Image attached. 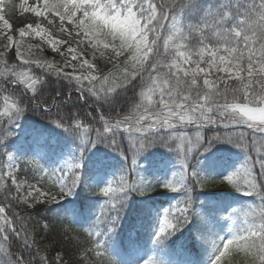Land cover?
I'll use <instances>...</instances> for the list:
<instances>
[{
    "label": "snow or ice",
    "instance_id": "snow-or-ice-1",
    "mask_svg": "<svg viewBox=\"0 0 264 264\" xmlns=\"http://www.w3.org/2000/svg\"><path fill=\"white\" fill-rule=\"evenodd\" d=\"M195 3L192 0H189L188 4L181 3L180 5L172 4L171 16L172 20V30L171 33L166 35L163 38V43L161 44V34L160 26L162 21L166 19L167 8L164 4L160 5V14L157 15V8L152 3V0H120V3H116V0H62L59 5H49L48 0H45L44 8L45 10L52 9L56 12V15L60 17L61 21L65 18L72 20L73 23H76L78 27L82 28L86 35L96 36L101 32H105L110 35L114 40H119V47L116 45H111L112 51L117 55L123 54L125 50L132 53L131 59L134 61L135 67L140 71L129 72L125 69L122 73L120 79L122 80V91H127L129 86L135 87L132 83L133 80L139 75L141 85H147L148 99H151V94L157 90L160 93L161 100L158 102L162 104L163 107L151 115L156 117V123L159 125L160 129L168 128L172 129V132L167 136H161L159 142L163 143L167 147L168 140H180L181 141V151L183 152V159L181 164L184 168H187V157L188 151H184V143L192 144V137H189L186 133L177 135V130L174 125L171 123L173 119L178 122L185 121H196V122H205V123H214L212 117L209 113L213 112V107L209 106L210 104L215 107V110L220 113L221 116L224 115V111L229 108L239 109V112L243 114L240 120L232 118L231 123H240L244 117H247V120L243 122L248 123L249 121L257 122L250 123V127H258V129L264 133V0H259V3H256V0H251V2L242 3V0H235V5L232 4V0H227L226 3L220 5L218 9L213 11L212 7L209 6L205 11L203 16H201V23L199 25H187L190 32L196 31L201 34L205 30H209L212 33V36L215 38L216 42L220 47L215 48V50L208 45H205L197 53L200 60L191 61V57L185 53L180 52L179 48L183 45L176 44L177 40H184L187 37L184 34L183 28L179 27L181 23L178 20V16L183 17L185 13H191L194 9ZM63 7L64 12L61 13L57 9ZM243 8V11H241ZM229 9H232L229 11ZM30 11L36 12L38 15H43V11H39L36 8L28 9ZM77 13H82V18L78 20H73V17ZM243 17V19H240ZM211 19V23L209 20ZM0 20L3 21L6 27H11L8 20L4 19L3 15H0ZM144 21V23H142ZM155 22V26H153ZM231 24V27L228 25ZM31 27V26H29ZM152 34L151 39H149V34ZM24 34V30H21V35ZM40 35L39 32L36 33ZM205 37L201 35V40ZM51 42V41H50ZM97 43H100L97 41ZM243 43L245 49L247 50L246 56L245 52L241 50L239 45ZM258 45V46H257ZM95 46V45H94ZM104 48H109L108 44H104ZM163 48V53L161 52ZM170 49H174V54L172 55L171 63L165 64L162 57H167L170 53ZM223 51L225 55H218L220 51ZM71 51V50H70ZM205 54L209 55L211 58L208 60L207 65L208 69H215L217 72H224L230 77L235 76L238 84L236 87L230 88L227 84L224 87L223 92H220L217 89L213 82L208 79L204 80V85L208 86V89L203 92L196 93V99L189 104H180L177 103L174 97H180L183 100L191 99L190 96H183V90L180 85L182 83V78L180 76L181 71L183 72L184 77L191 76L190 81H186L188 89H191L192 86L197 84V74L199 72H207L206 69L200 68V62L203 61ZM179 57H183V63H195L196 67L191 69H184L182 64L178 62ZM246 59V67L242 64V61ZM40 67H44L40 61H36ZM84 63H88L85 61ZM148 65V71L144 72V65ZM51 67V65H49ZM91 67V65H89ZM176 69L175 75H173L172 69ZM155 72V76H153ZM246 72V75L242 73ZM59 75V73H57ZM259 77V79H256ZM90 80H96L97 77L92 76ZM175 80V84H171L172 80ZM221 80L223 77L220 78ZM101 84L97 89L93 86L89 91L96 97L97 101L103 103H111L110 96L114 93L115 89L113 87L106 86L110 82V74L102 76L100 78ZM258 84L259 88L257 89L253 85ZM167 85L168 87H165ZM29 87H32L30 84ZM232 94V99L235 101L239 97H243L246 100V103H227L228 94ZM167 94L168 99L165 100L164 96ZM118 95V93H117ZM141 96L145 95L143 87L140 93ZM217 95L220 98L225 99L224 104H219L216 101ZM7 100V97H5ZM171 101V103H169ZM259 105L258 107H250L249 105ZM136 109L147 108L143 103L137 104ZM12 108L15 109V114H21L24 109L18 104H13ZM223 109L224 111H221ZM191 112V115L189 114ZM128 120L129 118H125ZM144 119V116H139L135 123L137 125L136 131L139 132L140 121ZM107 123V122H105ZM121 121H117L115 128H118ZM76 127H79L77 123ZM88 130L85 129V132ZM105 131L112 132L113 128L106 127ZM97 139L103 140V135L97 130ZM215 141H226L235 145L238 148H248V138L245 137L243 133H225L224 136L216 135L209 139L206 143L208 146H211L212 142ZM81 143L85 146L94 145L95 143L90 139H86L84 136H81ZM155 140L149 139L147 147H151ZM195 143L199 147H204L205 141L204 138L200 135L199 132L196 133ZM111 146L118 147L115 136L113 133V138L110 142ZM256 141H252L254 146ZM2 140H0V146H2ZM261 145L264 146V140L261 141ZM208 146L204 147V151H208ZM145 145L141 143V148H144ZM258 152L259 148L256 149ZM83 158V152L81 159ZM249 159H251L249 157ZM79 161V160H78ZM136 158L133 156L132 163L136 164ZM260 169L262 174H264V158H261L259 161ZM83 167L82 163H69L67 166V171L72 174L71 186L69 187L68 183L61 182V191L67 189V193L70 195L72 189L77 186V183L80 179L78 175V170ZM243 172L244 181L247 184L250 190L256 188L255 178L252 174V168L247 166V164H242L231 176H226L225 178L232 182L233 176H239ZM192 176H197L198 173L193 171ZM63 181V177L61 178ZM184 180V175L181 173L179 177V183H182ZM122 186L119 189V193L122 198H126L127 190L132 189V185H128L124 181V177H121ZM163 187L170 188L171 182L166 181L163 184ZM234 187L237 188V191L240 190L239 186L234 184ZM175 191V189H173ZM39 191V190H37ZM105 196H108L114 190L110 187H105L102 189ZM44 195V193H40ZM54 198V197H52ZM113 200H116V197H113ZM264 200V197H262ZM123 208V203L119 204L117 207L116 203L112 204L113 211L117 212L116 216L111 217V223H118L119 211ZM4 209L0 208V213H3ZM261 219L264 220V211L261 212ZM175 228L176 225H170ZM259 232H249V235L252 237H258L260 240L259 245L253 243L252 247L256 249V252L253 253L260 260L261 264H264V223L259 225ZM109 231L114 230V228H109ZM159 232L163 234L165 232V227L160 226ZM239 239L247 240L248 237H236L233 236L231 240H228L227 243L223 244V250L217 248L218 255L215 256L212 264H221V258L225 257L228 252L229 245L237 242ZM3 245H0L2 248ZM7 264H12L11 260H7ZM15 264H22V261L18 260Z\"/></svg>",
    "mask_w": 264,
    "mask_h": 264
},
{
    "label": "rangeland",
    "instance_id": "rangeland-1",
    "mask_svg": "<svg viewBox=\"0 0 264 264\" xmlns=\"http://www.w3.org/2000/svg\"><path fill=\"white\" fill-rule=\"evenodd\" d=\"M36 1L39 2L36 5V7L39 11H43V13H46V12H50L52 10L51 8L48 10H45V8H44L45 0H36ZM61 2H62V0H48L49 5H59V4H61ZM57 10L60 11L61 13L64 12L63 7H59ZM142 23H144V21H142ZM21 30L18 32V34L16 36H14L11 33H9V28L4 25L2 20H0V51H4V50L9 49L10 47L14 46L17 49L18 55L23 60H26L27 62L35 63L36 61H40L41 64L46 65V66L51 65V68L59 70V71H62V69L67 68V67H72L74 69V72L76 75H78V76L82 75V70L79 67H73L72 65H70L68 63H61V62L55 60L54 58L46 55L45 52L43 51V48L41 46H39L38 44H36L35 42H33V40L29 38V37H33V39L34 38H40V39H42L43 42H45L47 44H51L52 46H55V43L51 37H48L47 35H45V37H43L44 36L43 31H40L39 29H36L35 27H30L28 29L24 28L23 29L24 34L21 35ZM37 32H39L40 35H37L36 34ZM91 37L94 38V40H98L104 44H108L109 40L111 39V41L113 43H115L116 46L119 47V45H118L119 40L118 39L114 40L110 35H108L105 32H101V33L97 34L96 36H91ZM104 44H102V45L104 46ZM218 55H225V54L221 53ZM203 61H205V57H204ZM203 61H201V62H203ZM207 62H208V60H207ZM206 70H207V72H206L207 78L206 79H208L209 81L213 80L210 75L214 74V72H216V70L214 69V72H211V73H210V70L208 68H206ZM20 79L22 81L28 83V84H31L33 81V79L30 76H28L27 74L20 75ZM68 164H69L68 162L62 161L61 165L57 166L56 168L62 167L65 171H67ZM10 166L8 167V174L12 173ZM161 167H162V165H159L158 167H155L153 170L155 172H158V170ZM18 189H19V191L22 190V188L20 186L18 187ZM25 197H27V196H25ZM142 261L143 260L141 258L138 264H142Z\"/></svg>",
    "mask_w": 264,
    "mask_h": 264
},
{
    "label": "trees",
    "instance_id": "trees-1",
    "mask_svg": "<svg viewBox=\"0 0 264 264\" xmlns=\"http://www.w3.org/2000/svg\"><path fill=\"white\" fill-rule=\"evenodd\" d=\"M15 212H19L16 217L20 223L27 225L36 224L38 234L41 231V227L38 225L43 221H47L52 229L55 230L52 234L41 237L43 245L45 247L46 245L50 247V249L48 248L49 254L61 252L67 264H100L91 257H79L78 248H81L80 237L74 232L69 233L64 230L67 225H72L70 219L59 218L56 214L47 209L46 206L25 211L16 206ZM19 255L21 256L20 250Z\"/></svg>",
    "mask_w": 264,
    "mask_h": 264
}]
</instances>
